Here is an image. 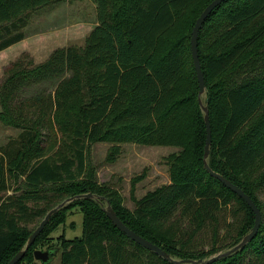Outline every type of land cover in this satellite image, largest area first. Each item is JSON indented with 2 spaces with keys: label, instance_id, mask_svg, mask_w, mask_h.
<instances>
[{
  "label": "trees",
  "instance_id": "1",
  "mask_svg": "<svg viewBox=\"0 0 264 264\" xmlns=\"http://www.w3.org/2000/svg\"><path fill=\"white\" fill-rule=\"evenodd\" d=\"M64 0H0V51L21 41L33 12ZM96 24L82 46L53 49L35 63L23 53L0 81V121L19 130L0 146V264L20 250L48 210L68 197L102 196L119 219L175 260L207 259L238 244L254 222L247 203L204 166L206 126L191 50L196 18L212 0H91ZM197 52L205 81L209 167L256 203L261 223L242 248L206 264H264V0H224L202 23ZM58 140V143H57ZM109 143L113 163L123 143L172 146L169 183L130 196L98 183L91 145ZM231 205L234 230L220 234ZM77 207L81 234L61 237L59 264L174 263L121 232L94 198L66 203L48 219L16 264L34 259L50 231ZM208 228L211 246L192 249Z\"/></svg>",
  "mask_w": 264,
  "mask_h": 264
},
{
  "label": "rangeland",
  "instance_id": "2",
  "mask_svg": "<svg viewBox=\"0 0 264 264\" xmlns=\"http://www.w3.org/2000/svg\"><path fill=\"white\" fill-rule=\"evenodd\" d=\"M95 4L91 0H64L33 12L25 27L26 36L19 42L0 51V81L6 69L23 53L28 54L35 63L41 62L48 53L58 47L70 44L82 46L84 39L96 24ZM202 101V99H201ZM19 130L0 121V146L17 137ZM58 143V140H57ZM110 144L98 142L91 145L88 160L95 168L98 183H105L116 188L123 197V204L132 209L134 202L130 196L131 179L143 172V178L135 183L134 195L139 198L148 190L169 183L168 166L165 157L178 151L172 146H148L137 143L121 144V153L115 162L109 163L105 156ZM8 191L13 192L15 184L9 182ZM101 204L106 207L105 200ZM230 209V207H229ZM220 217V234L228 228L234 230L237 221L231 215V205ZM82 214L77 207L69 209L63 222L53 228L43 245L35 249L47 250L59 246L60 238H74L81 234ZM38 225V224H37ZM210 230L199 232L191 242L192 249L210 248ZM52 264H59V249H55L50 259Z\"/></svg>",
  "mask_w": 264,
  "mask_h": 264
},
{
  "label": "water",
  "instance_id": "3",
  "mask_svg": "<svg viewBox=\"0 0 264 264\" xmlns=\"http://www.w3.org/2000/svg\"><path fill=\"white\" fill-rule=\"evenodd\" d=\"M224 0H212L209 4L205 6V8L202 10V12L199 14V16L196 18V21L192 27L191 30V37H190V50H191V56L194 64V68L196 71V77L198 81V87H199V104L204 111V121L206 126V138H205V144H204V166L208 173L217 179H219L226 187L230 188L233 192H235L238 196H240L247 205L251 208L253 214H254V222L253 225L248 233H246L240 242L233 246L231 249L217 253L210 258L207 259H182V260H175L172 259L165 250H163L160 246L152 243L148 239L142 237L141 235L134 232L132 229H130L128 226H126L116 215V213L112 210L109 204L106 203V207H104V211L108 218L112 221V223L121 231L123 232L128 238L133 240L135 243L139 244L145 249H148L155 254L161 256L164 259L170 260L174 263H186V264H206L209 262H212L214 260H217L218 258L230 253L231 251L237 250L239 248H242L248 241H250L257 233L258 228L261 223V212L256 203L252 200V198L246 194L240 187L232 183L230 180H228L226 177L222 176L220 173L213 171L209 165L206 162V157L209 153V146L211 142V133H210V124L208 119V111L207 108L202 104L200 96L204 93L205 90V81L203 72L200 66V62L198 59V52H197V37L199 29L202 26V23L208 16V14ZM80 197H89L96 199L99 203H101V200L103 199L102 196L94 195L90 192L84 193V194H78L75 196H71L63 200L62 202L58 203L56 206L51 208L47 211V213L44 215L42 220L38 223V225L35 227V229L32 231V233L28 236L24 246L18 250L11 259L6 264H16L24 255V253L28 250V248L31 246V244L34 242L35 238L38 236V234L42 231L44 226L46 225L49 217L56 212L59 208L63 207L66 203L72 201L75 198ZM34 259L45 263L51 259L49 251L48 250H40V249H34L33 251Z\"/></svg>",
  "mask_w": 264,
  "mask_h": 264
},
{
  "label": "crops",
  "instance_id": "4",
  "mask_svg": "<svg viewBox=\"0 0 264 264\" xmlns=\"http://www.w3.org/2000/svg\"><path fill=\"white\" fill-rule=\"evenodd\" d=\"M13 45H14V44H13ZM11 46H12V45H11ZM48 55H49V53H48ZM48 55H46L45 58H46ZM45 58L41 59L40 61H43Z\"/></svg>",
  "mask_w": 264,
  "mask_h": 264
}]
</instances>
